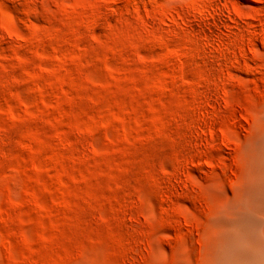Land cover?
<instances>
[{"label":"rangeland","instance_id":"1","mask_svg":"<svg viewBox=\"0 0 264 264\" xmlns=\"http://www.w3.org/2000/svg\"><path fill=\"white\" fill-rule=\"evenodd\" d=\"M259 118L264 0H0V264H203Z\"/></svg>","mask_w":264,"mask_h":264},{"label":"bare ground","instance_id":"2","mask_svg":"<svg viewBox=\"0 0 264 264\" xmlns=\"http://www.w3.org/2000/svg\"><path fill=\"white\" fill-rule=\"evenodd\" d=\"M252 140L250 172L240 192L233 189L238 195L232 193L235 198L218 219L216 242L206 264H264V121Z\"/></svg>","mask_w":264,"mask_h":264}]
</instances>
